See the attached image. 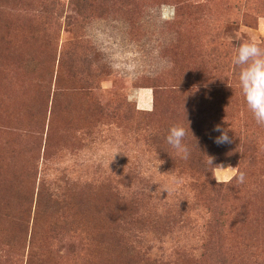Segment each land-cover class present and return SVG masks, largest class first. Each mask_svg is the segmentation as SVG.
Listing matches in <instances>:
<instances>
[{
    "label": "rangeland",
    "instance_id": "374dc122",
    "mask_svg": "<svg viewBox=\"0 0 264 264\" xmlns=\"http://www.w3.org/2000/svg\"><path fill=\"white\" fill-rule=\"evenodd\" d=\"M249 39L264 0H0V264H264Z\"/></svg>",
    "mask_w": 264,
    "mask_h": 264
},
{
    "label": "clouds",
    "instance_id": "9594fccd",
    "mask_svg": "<svg viewBox=\"0 0 264 264\" xmlns=\"http://www.w3.org/2000/svg\"><path fill=\"white\" fill-rule=\"evenodd\" d=\"M231 64L238 69V84L241 94L244 97L248 110L258 125H264V47H261L254 40H244L238 44L231 53ZM231 87V85L229 84ZM213 131L219 133L214 138L217 146L231 144L233 137L230 127L225 128L222 124L214 126ZM188 130L179 123L172 124L168 129L166 143L179 154L184 160L191 155L190 148L186 143ZM204 153V152H203ZM207 157L206 163L212 166L211 174L216 181L225 178V174L231 175L238 185L246 182V172L240 171L237 174L231 173L234 169L223 164H214V157L204 153ZM163 191L169 193L170 189L165 187Z\"/></svg>",
    "mask_w": 264,
    "mask_h": 264
}]
</instances>
